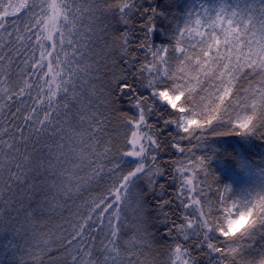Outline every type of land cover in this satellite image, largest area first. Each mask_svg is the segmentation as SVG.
Returning a JSON list of instances; mask_svg holds the SVG:
<instances>
[{
  "label": "snow or ice",
  "instance_id": "obj_1",
  "mask_svg": "<svg viewBox=\"0 0 264 264\" xmlns=\"http://www.w3.org/2000/svg\"><path fill=\"white\" fill-rule=\"evenodd\" d=\"M22 9L31 13L22 29L5 23ZM160 15L137 0H23L0 11V231L23 240L19 264H199L208 257L210 264H264V251L259 260L243 255L246 238L264 234V190L241 200L227 186L213 191L208 158L196 155L209 133L264 139V8L259 16L223 2L191 10L174 27L170 46L149 39ZM134 18L144 33L139 43ZM113 20L125 30L117 34ZM114 95L129 105L115 149L111 117L101 111ZM160 120L164 129L175 127L172 148L181 154L170 181L176 191L167 199L165 184L156 187L165 176L156 164ZM77 127L84 135L71 133ZM76 145L94 177L112 183L77 208L70 230L58 226L66 234L52 256L38 214L62 213V198L81 190L79 164L65 167V150ZM124 158L137 162L125 171ZM193 237L192 245L181 242ZM157 239L173 240L162 262L146 258Z\"/></svg>",
  "mask_w": 264,
  "mask_h": 264
},
{
  "label": "trees",
  "instance_id": "obj_2",
  "mask_svg": "<svg viewBox=\"0 0 264 264\" xmlns=\"http://www.w3.org/2000/svg\"><path fill=\"white\" fill-rule=\"evenodd\" d=\"M15 0H0V11H3L9 4L13 5ZM30 3H39L40 0H29ZM223 2L229 8L236 10L237 12L249 14V15H260V10L264 8V0H137V3L142 4L145 8L156 7L162 15L156 18V31L153 33L151 40L153 45H171L174 41L169 40L174 27L179 26L187 13L191 10L198 9L201 6L208 7L209 10L215 9L218 5ZM11 11V9H8ZM151 15V12L148 13ZM31 13L23 10L17 16H10L5 23H14L16 28L22 29L25 24L30 22ZM112 27L116 29L117 34L125 30V26L116 20L111 21ZM140 20L134 18V26L137 31L135 33V42L139 43L143 39L144 33L140 32L139 29ZM14 30V29H10ZM203 30V29H202ZM135 44L133 45V47ZM141 55H143L141 53ZM174 55V53H173ZM151 56H149V59ZM109 71H111V60L108 61ZM122 67V66H121ZM116 75H120V68H117ZM106 79H110L107 77ZM129 82H132L129 80ZM211 81L208 85L210 87ZM110 86V85H109ZM106 90V89H105ZM118 94V90H117ZM145 95L148 93L145 92ZM201 95H207V93H201ZM109 99L115 101L110 104L107 109H101L105 112V115L111 117V122L108 125L109 133L116 137V140L112 141L115 148L120 147V142L123 141V130L120 129V116L123 113L129 112V105L126 99H116V96H112ZM161 111L165 110L164 105H159ZM167 118V116H165ZM153 122H156V118H152ZM164 122L160 120L156 131L159 133L160 150L158 152V160L156 164L161 168L165 176L159 179L156 185L159 190V184H165V198L171 196L176 191V184L171 183V177L174 174V161L181 158V154L172 148V139L176 133L174 126H170L164 129ZM164 129V131H160ZM72 134L84 133L77 127L71 130ZM69 133H65V143L68 142ZM108 136H105V142H107ZM104 141H102L103 143ZM91 143V142H89ZM195 143V141H193ZM182 145L190 147L187 141H183ZM80 145H76L73 151L65 150L67 153L66 159L68 163L65 167L73 168L79 164V171L77 177L79 178L80 191H72L69 193L68 198H62L61 203L63 204V212L49 215L48 213L38 214V230L43 232L46 236H50L52 233L59 234V240L51 245L53 250L50 254L52 256L58 255L56 249L62 243L60 237L65 235L62 230L59 229V225H64L69 230L72 226V221L76 219L77 208L85 201L92 197L99 196L106 192L108 185L112 183L111 179L107 176L102 178H95L92 172L94 165L90 166L88 159L81 160L82 157H86L87 154L81 151ZM196 155H202L207 157V168L216 177V183L213 184V191L217 186H227L231 189V195L234 199L241 200L247 198L250 194H254L258 191L264 190V139H257L254 136L242 137L239 135H209L201 142L200 146L196 149ZM134 162L128 158H124L120 162L122 170L133 167ZM110 167V165H109ZM58 183H60L58 181ZM209 183H212L209 178ZM136 188L140 191H144L143 181L136 182ZM67 188V185H65ZM72 188H76V184L72 185ZM148 211L149 215L155 216L152 205L156 201L149 196L148 197ZM34 206V205H33ZM244 219V218H241ZM238 221V220H237ZM156 223V221H151ZM171 227V224H169ZM161 234L163 233V226H160ZM150 232H154L155 229L150 227ZM53 235V234H52ZM250 244L246 247L243 255L248 260H259L260 254L264 251V234L257 233L251 237L246 238ZM181 242L185 245H192L195 243V237L187 242ZM173 243L172 239H157L153 245V249L150 253H146V258L149 261L157 260L162 262L164 256L161 255L165 251V244ZM23 240L16 237L10 231H0V264H19L20 258L23 254ZM196 254V253H194ZM145 259V257H141ZM211 257L201 258L199 264H210Z\"/></svg>",
  "mask_w": 264,
  "mask_h": 264
},
{
  "label": "rangeland",
  "instance_id": "obj_3",
  "mask_svg": "<svg viewBox=\"0 0 264 264\" xmlns=\"http://www.w3.org/2000/svg\"><path fill=\"white\" fill-rule=\"evenodd\" d=\"M22 2H23V0H15L13 6H17ZM22 11H23V9L19 13H21ZM19 13H17L15 16H17ZM15 16H12V17H15ZM128 159L131 160L132 162H134L135 164L137 162L134 158H128ZM149 163H152V162L149 161ZM244 222H245L244 219H240V220L236 221L235 224H232L229 226V232L232 233V232L236 231ZM52 234L50 236L48 235V237H47L50 240V247H51V245H54L59 240V234H57V233H52Z\"/></svg>",
  "mask_w": 264,
  "mask_h": 264
}]
</instances>
